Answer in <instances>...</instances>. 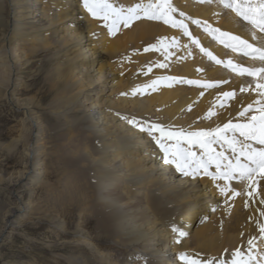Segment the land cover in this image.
<instances>
[{
  "label": "bare ground",
  "instance_id": "obj_1",
  "mask_svg": "<svg viewBox=\"0 0 264 264\" xmlns=\"http://www.w3.org/2000/svg\"><path fill=\"white\" fill-rule=\"evenodd\" d=\"M5 2L9 10L4 0H0V30L5 32L3 38H0V91L4 94L2 97L9 95L12 73L18 69L16 65L21 66L25 60L21 56L22 50L33 52L38 46L55 47L61 57L65 56L63 72L59 73L58 79L62 91L66 93L62 101L60 100L62 108L74 116L72 117L78 123L79 132L86 128L82 133L84 137H92L97 141L96 150L93 151L96 154L84 149L80 153L81 159L95 171L98 181L96 186L100 188L96 190L100 191L101 202L106 204L105 234L124 248L119 258L109 261V258L102 256L103 253L100 252V259L107 264H187L184 259L186 256L189 260L196 259L197 264H231L232 253L239 250L245 259L252 258L250 264H264V233L258 228L264 227V184L259 182L250 192L252 198L248 205L243 206V197L236 196L242 195L243 189L239 184H235L240 181L213 180L212 176L216 174L214 164L208 167V175L204 174L203 168L196 175L182 174L173 164L164 163L165 154L147 132H141L138 127L127 122L131 119L143 126L157 125L165 132L183 133L186 136L188 133L198 132L200 126L192 120L188 121L192 124H181L184 122L181 114L189 107L196 106L199 108L198 116L202 117L203 113L209 112L210 107L217 102L216 95L209 92L206 96L189 98L188 94L181 92L179 88H162L160 83L153 79L159 72L154 74L152 79L146 77L137 81L145 75L135 79H123L119 78L121 73L119 74L120 70L114 63H101L104 54H109L111 59L120 57L123 52L134 48L130 44L138 46L157 43L163 46L164 43L170 42L172 34L159 24L141 21L134 29L125 33L124 37L112 42L90 22L81 0ZM111 2L117 9H127L139 3H148V0ZM171 3L178 10L174 13L175 19L182 20L190 35L195 36L203 48L216 59L224 62L231 60L235 65L246 67L259 66V61L239 54V48L232 51L224 47L225 43L235 42L220 36L219 33H212V29L239 36L254 46H259V38L264 34L252 29L230 10L223 9L215 0L212 3L171 0ZM179 12L184 13V16H179ZM141 17L143 18V14ZM254 34L257 36L256 40L252 39ZM213 35L216 39H213ZM183 46L185 41H176L171 49L168 48L165 55L167 60H177V63L182 65L186 61ZM144 59L142 57L138 62L143 64ZM206 69L204 75L213 81L222 79L230 82L229 90L223 91L221 97L229 91L241 95H237V99L222 98L221 103L231 101V116L225 115L216 125L212 124L203 130L223 127L230 121L243 122L242 118L237 117L238 108L242 104L249 105L262 99L258 94L259 90H253L254 84L250 83L248 77L237 75L223 64ZM181 72L180 76L184 78L197 77L189 65H185ZM167 74L170 75L166 73L158 77ZM173 75L178 74L172 73ZM256 82H259V77ZM243 85H250L247 91L240 90ZM144 94L149 97L142 98ZM229 110L230 108L225 110V114ZM27 113L26 117L32 124L33 132L30 139L26 140L27 155L28 163L33 160V169H28L25 173L23 171L26 169L21 171L23 175L13 186L12 196L18 205L21 198L17 188L36 185L44 167L41 157L43 148L45 149L46 131L34 112ZM255 115L259 118V113ZM155 135L160 137L159 132ZM176 139L179 137L168 142L174 149ZM212 145L210 147L217 152ZM253 146L259 147L255 144ZM181 147L195 153L196 160L205 155L198 145L190 146L181 140ZM224 155L231 158L233 154L229 151ZM226 184L225 194H221L220 189L225 188ZM20 207L13 210L3 232L0 233V245L15 222L22 220L29 213L28 207ZM209 220L210 225L207 224ZM218 222L220 224H216ZM173 227L184 235L173 232ZM249 240H252L251 245Z\"/></svg>",
  "mask_w": 264,
  "mask_h": 264
},
{
  "label": "rangeland",
  "instance_id": "obj_2",
  "mask_svg": "<svg viewBox=\"0 0 264 264\" xmlns=\"http://www.w3.org/2000/svg\"><path fill=\"white\" fill-rule=\"evenodd\" d=\"M5 1L4 4L7 5ZM7 10H9L8 5ZM175 15H172L173 19ZM87 17L104 34L105 38L112 42L124 37L125 33L134 29L141 21L154 22L168 30L172 34V39L163 46L157 43L139 44L138 46L130 44L135 49L123 52L120 57L114 59H111L109 54H104L101 63H114L120 70L119 78L123 79L127 77L135 79L137 76L145 75L137 79L138 81L146 77L152 79L157 72H159L158 76L169 73L171 76L167 74L153 77V79L166 90H172V87L179 88L181 92H186L189 98L198 95L206 96L209 92L216 95L217 102H220L213 104L210 111L203 113L202 117L198 116V107L191 106L186 109L180 116L184 118L182 119L184 122H181L183 125L192 124L188 122L192 120V122L199 123L198 131H201L212 124L216 125L225 115L231 116V101L221 103V99L225 98V96L221 97V94L229 88L230 82L222 79L213 81L212 78L204 75L207 67L219 64L209 58L207 54L209 51L205 50L199 41L193 43L189 37L183 35L180 28L171 27L162 20L141 17L132 20L128 27H124L123 24L119 25L117 30L109 34V29L105 27L103 19L94 18L89 12ZM3 33L5 34L3 30H0V38H3ZM191 37L195 39V36ZM178 40L179 43L185 41L183 47L186 61L182 65L177 63V60L169 61L165 57L168 48L171 49ZM34 50L33 52L21 51V56L27 61L24 60L21 64L23 68L16 61L18 69L12 73L9 95L5 96L6 98L2 97L4 94L0 91V180H2L0 181V233L3 232L15 208L21 206L22 209L28 207L29 210L22 220L16 221L14 226L8 230L0 245V264H107L106 261L100 259L102 256H107L109 261L119 258L124 248L105 234L106 216L104 212L106 208L104 205L106 204L101 202L100 191L96 190L100 188L96 186L98 181L95 178V171L92 170L90 164H84L81 159L82 154L80 153L84 149L96 154L93 151L96 150L97 141L92 137H84L82 133L86 128H82L79 132L78 123L73 119L74 116L62 108L61 101L66 93L62 91L58 79H60L59 73L63 72L62 65L65 56L61 57L57 49L52 46L43 48L38 46ZM142 57L145 58L143 64L138 62V59ZM185 65H189L195 72L194 74L197 75L195 79L180 76ZM172 73L178 75L172 76ZM201 85L212 86L202 87ZM237 95L241 94L234 93L233 98H229L237 99ZM147 97H149L148 94L142 96V98ZM9 98L13 101L11 102ZM247 106L242 104L237 112ZM229 108V112L225 114V110ZM29 111L35 113L43 130L46 131L45 149L43 148L41 157V164L44 167H42L43 174L38 185L17 188L21 198V205H18L12 196L13 186L23 173L28 169H33V160L28 163V141H26L30 139L32 132V124L26 117ZM65 114L68 116H64ZM253 114L256 113H248V115ZM70 117L73 120H70ZM212 146L218 153L221 150L224 154L229 153L227 146L223 143H215ZM76 154H78L77 157ZM21 171H23L22 174ZM93 182L96 184L94 185ZM259 182L264 184V179H260V174H257L250 181L235 183L239 184L244 191L242 195H236L243 197V206H246V201L248 205L252 198L250 192ZM210 223L209 220L207 224L210 225Z\"/></svg>",
  "mask_w": 264,
  "mask_h": 264
},
{
  "label": "snow or ice",
  "instance_id": "obj_3",
  "mask_svg": "<svg viewBox=\"0 0 264 264\" xmlns=\"http://www.w3.org/2000/svg\"><path fill=\"white\" fill-rule=\"evenodd\" d=\"M199 2L212 3L213 0H199ZM215 2L223 9L233 12L236 17L250 25L252 29L264 34V0H215ZM82 4L94 18L105 21V27H108L109 34L117 30L121 24L128 27L132 20L140 19L143 14L144 18L162 20L171 27L180 28L184 36L189 37L193 43H198V40L191 37L187 26L182 20L172 18V14L177 13L178 10L171 3V0H148L146 4L139 3L127 9H117L111 0H82ZM178 15L183 17L184 13L179 12ZM212 33H219L220 36L227 37L235 42V44L225 43L224 47L230 48L232 51H237V48H239V54L260 62L257 67H246L235 65L231 60L221 61L216 59L210 52L207 53L209 58L216 63L223 64L241 77H248L250 83L254 84L253 90H259L258 94L262 99L254 101L238 113L240 118H244L243 122H229L223 127L218 126L210 131L191 132L186 136L183 133L165 132L157 125L143 126L131 119L127 122L134 127H138L139 131L147 132L165 154L164 163L173 164L184 175H196L201 168H203L204 174L208 175V167L214 164L216 174L212 176L213 180L223 179L229 181L235 179L245 182L250 181L257 174H260V179H264V36L259 38V46H254L239 36L222 32L220 29H212ZM213 39H216L215 35H213ZM252 39L256 40L257 36L254 34ZM160 66L163 67L164 65ZM257 77H259V82H256ZM201 86L211 87L212 85ZM249 86L243 85L240 90L247 91ZM223 95L233 97L234 93H224ZM248 113H259V118L255 114L248 115ZM157 132L160 133L159 138L155 135ZM177 136L179 139H176L174 149L173 145L168 142ZM181 140L190 146L198 145L204 150L205 155L200 157L199 160L194 159L195 153L181 147ZM215 143L225 144L233 154L232 157L225 156L223 152H215L210 147ZM253 144L259 147H254ZM169 153H171V157H169ZM226 189L227 184L225 188L220 189L221 194H225ZM172 231L180 236L184 235L175 227ZM260 231L264 233V227L260 228ZM248 243L251 245L252 240H249ZM184 259L187 264H197L196 259L189 260L186 256ZM251 259V257L245 259L244 254L237 250L232 253L231 264H250Z\"/></svg>",
  "mask_w": 264,
  "mask_h": 264
}]
</instances>
